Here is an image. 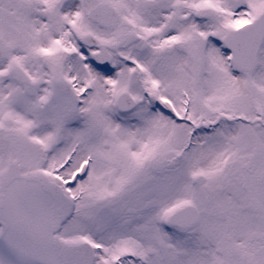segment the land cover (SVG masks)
Returning <instances> with one entry per match:
<instances>
[{"label": "snow or ice", "instance_id": "obj_1", "mask_svg": "<svg viewBox=\"0 0 264 264\" xmlns=\"http://www.w3.org/2000/svg\"><path fill=\"white\" fill-rule=\"evenodd\" d=\"M0 264H264V0H0Z\"/></svg>", "mask_w": 264, "mask_h": 264}]
</instances>
